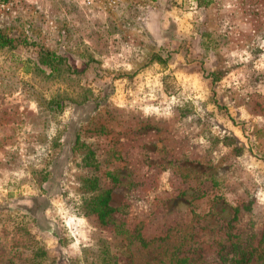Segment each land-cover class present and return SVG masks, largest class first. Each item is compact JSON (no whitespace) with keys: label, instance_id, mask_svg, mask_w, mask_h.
<instances>
[{"label":"rangeland","instance_id":"1","mask_svg":"<svg viewBox=\"0 0 264 264\" xmlns=\"http://www.w3.org/2000/svg\"><path fill=\"white\" fill-rule=\"evenodd\" d=\"M0 31V232L25 240L0 264H264V0H0Z\"/></svg>","mask_w":264,"mask_h":264},{"label":"trees","instance_id":"2","mask_svg":"<svg viewBox=\"0 0 264 264\" xmlns=\"http://www.w3.org/2000/svg\"><path fill=\"white\" fill-rule=\"evenodd\" d=\"M15 43H16L15 38L7 36L0 31V48H13L15 46ZM38 64L43 65V66H47L48 68H50L51 72L49 73V75H54L55 73H58L61 70L62 66H64V65L67 66L69 68V70H71L72 72H77L76 68H72L71 65H69L68 57L66 55L59 54L58 52L50 50V49L45 48L43 46L41 47L40 52L38 54ZM55 104L57 107H60V108L62 107V104H60V101L55 102ZM91 188L96 190V186H93ZM110 194H111V191L109 189L103 190L101 193L95 192L93 195L94 197L92 199V202L90 204L91 211L97 212V210H98L97 205L107 206V204L109 203V201L111 199ZM1 233L2 232H0V242L2 241V244L10 243V245H11V243L14 242V244L11 245V249L13 251H15V253L17 252L18 254L19 253L23 254V251L17 250V249H20L18 246L20 241H25V240H23L24 234L21 235L20 237L14 238V240H16L18 243V244H16L15 243L16 241L12 240L13 238H11V239L8 238V234L3 233V236H1ZM25 234L29 237V242L31 244L37 243L34 238H31L29 232H27ZM30 247H32L31 251L33 253L34 259L37 258L38 256H40L42 258V257H46L48 255L46 249L38 248L35 246H31V245H30ZM16 257H14V258H16ZM9 264H18V263L14 262L12 260L11 262H9Z\"/></svg>","mask_w":264,"mask_h":264},{"label":"built area","instance_id":"3","mask_svg":"<svg viewBox=\"0 0 264 264\" xmlns=\"http://www.w3.org/2000/svg\"><path fill=\"white\" fill-rule=\"evenodd\" d=\"M83 7H91L95 4V0H76Z\"/></svg>","mask_w":264,"mask_h":264},{"label":"crops","instance_id":"4","mask_svg":"<svg viewBox=\"0 0 264 264\" xmlns=\"http://www.w3.org/2000/svg\"><path fill=\"white\" fill-rule=\"evenodd\" d=\"M150 26H151V25H150ZM151 29H152V28H151ZM163 29H166V27H164ZM152 30L154 31L153 33H155V35L157 36L156 38L158 39V38H159V37H158V35H159L158 32H159V31H158V30H154V29H152ZM152 30H151V31H152ZM164 31H165V30H164ZM157 34H158V35H157ZM154 37H155V36H154ZM142 51H143V50H142ZM137 52H138V50H137Z\"/></svg>","mask_w":264,"mask_h":264}]
</instances>
